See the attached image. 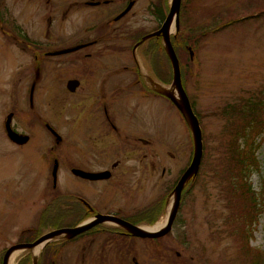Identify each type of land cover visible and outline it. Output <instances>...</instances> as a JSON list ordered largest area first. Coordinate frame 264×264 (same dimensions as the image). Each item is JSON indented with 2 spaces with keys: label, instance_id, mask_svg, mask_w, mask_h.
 <instances>
[{
  "label": "rangeland",
  "instance_id": "obj_1",
  "mask_svg": "<svg viewBox=\"0 0 264 264\" xmlns=\"http://www.w3.org/2000/svg\"><path fill=\"white\" fill-rule=\"evenodd\" d=\"M170 3L171 0H138L132 17L128 19L130 26L151 29L152 25L147 23L150 11L153 12L151 6L158 9L166 5L170 8ZM183 3L188 10L184 26L182 28L180 23L177 34H185L188 24L195 25V32L202 33L220 24L238 22L222 31L209 32L204 42L197 45L193 60L191 55L183 52L178 57L182 71L185 70L183 66L189 63L192 73H188L185 78L186 93L200 119L203 132L204 156L199 183L187 190L190 195L184 202L171 235L157 242L132 243L127 249L121 244L117 245L114 264H135V261L138 264H249L244 255L248 242L240 237L235 225L240 213L236 212L228 195L229 179L224 151L230 138L226 127L234 120L225 117L222 110L227 105H240L242 101L252 99L260 90H264V16L257 21L248 19L254 13L262 14L264 0H182L181 9ZM81 20L82 13L74 14L71 28L80 27ZM18 59L19 55L6 51L0 34V264H3L4 254L10 247L30 240L39 232L52 231L54 220L65 218L64 223H70L67 222L70 214L64 209L44 211L43 208L51 196V190L43 191L45 184L48 187L50 182L49 169L40 160L41 151L48 148L47 139L50 142L43 126L45 121L63 130V135L67 137L62 146L63 152L59 153L61 159H66L71 151L74 157L77 153L78 158H82L86 147L92 146L86 139L75 141L70 135L72 125L69 114L72 115V111L62 114V109H54L50 100H45L43 109L38 99L36 111L26 109L25 104L28 105V102L24 104L20 96L19 79L29 74V69L25 70L24 63ZM72 73L74 70H70V76ZM61 101L64 106L69 103L70 107L82 105V98ZM157 106V102L148 105L139 103L137 113L128 109L123 111L125 118L136 122V137L147 139L150 146L138 142L134 146L119 147L118 152H115V136L108 134L106 137V167L114 170L120 180L119 185H108L117 187L106 194L107 205L111 204L113 208L126 204L143 208L155 202L170 187L172 191L169 189L166 199L169 202L174 195V182L183 175L181 172L192 160L194 141L187 121L174 105H165L164 109H158ZM11 112L14 113L13 126L20 133L25 132L23 134L32 130L35 139L42 141L41 151L40 143L35 139L24 148H16L8 140L2 124ZM28 113H37L41 117L32 129L29 128L32 115ZM73 114L75 118L81 116L80 112L73 111ZM125 118H121L122 127L129 122ZM78 119L83 124L82 117ZM40 122H43L42 128ZM127 126L132 128L131 125ZM79 132L82 130L79 129ZM79 132L75 128V137ZM76 143L80 145L77 147ZM258 154L261 166L250 179L255 192H259L264 185V141ZM163 182L169 185H163ZM85 186L83 181L69 172L62 171L59 176L58 189L64 193L70 189L76 192L75 188ZM44 215L50 219L44 220ZM162 219L160 217L151 226L157 224V227ZM249 234L246 232L247 237ZM250 243L253 248L264 251V213L259 218ZM46 247L42 250L43 264H99L95 258L84 261L75 254L69 256V247L62 249L60 255L52 257L53 249ZM121 251L127 252L122 263L119 259ZM132 254L135 259H131ZM32 258L31 252L22 251L16 254L11 264H33Z\"/></svg>",
  "mask_w": 264,
  "mask_h": 264
},
{
  "label": "flooded vegetation",
  "instance_id": "obj_2",
  "mask_svg": "<svg viewBox=\"0 0 264 264\" xmlns=\"http://www.w3.org/2000/svg\"><path fill=\"white\" fill-rule=\"evenodd\" d=\"M131 2L135 3L133 8L120 17ZM137 2L138 0H0V34L3 36V45L8 53L13 51L15 56L19 55L18 60L24 63L25 70L29 69V74L19 79L20 96L24 99V104L25 101L28 102V105L25 104L26 109L36 111L38 99L43 109L45 100H50L54 109H62V114L72 111V115L69 114L72 125L70 135L75 141L84 138L92 143V146L86 147L82 158H78L76 152L74 157L71 151L66 159H61L59 153L63 152L62 146L67 139L63 130L47 121L44 125L40 122V127L44 126L50 138V142L47 139L48 148L41 151L42 141L35 139L32 130L26 132L29 135L20 133L12 123L14 131L29 137L26 143L17 144L7 135L6 120L2 124L5 135L16 148H24L34 139L40 143V160H43L49 169L50 180L48 187L45 184L43 191L51 190V196L43 206L45 210H42H58L59 202L64 201L61 209L70 214V228L85 223L90 225L101 220V216L117 218L134 226H149L148 221L152 220L155 214H150L146 221L140 217V213L161 200L170 189L167 188L155 202L143 208L128 204L116 205L118 208H113L111 204L107 205L106 201L108 190L117 188L108 185L120 183L114 170L106 167L107 151L104 147L107 135L115 136V152H118L119 147L134 146L138 142L147 147L151 144L143 137H136V122L125 118L123 111L128 109L137 113L139 103L148 105L157 102L158 109H164L165 105L171 106L170 99L160 91L169 87L170 79L171 60L164 47V38L161 35L145 39L161 29L166 16L162 19L161 13L153 7L154 10L150 11L147 21L152 25L151 29L146 26L133 28L128 19L132 17ZM78 13H82V25L71 28L72 18ZM176 35L177 33L171 40L175 39ZM70 70H74L71 76ZM71 81H76L74 89L69 87ZM70 98H82V105L70 107L69 103L64 106L61 100ZM73 111L81 113L79 117H82L83 124L79 123V117L75 118ZM11 114L14 117V113H9ZM38 118L41 120L37 113L32 115L29 128H33ZM121 118L129 120L127 125L132 128L127 125L122 127ZM56 120L58 121V118ZM75 128L78 132L79 129L82 130L76 137ZM79 145L80 143H76L77 147ZM55 162L58 163L56 185L53 175ZM62 171L69 172L86 186L75 188L76 192L73 189L66 193L60 191L58 183ZM75 171L105 177L84 178ZM178 180L174 182V186ZM163 185L169 184L163 182ZM167 205L166 201L164 215L167 213ZM182 207L183 201L172 230L164 237L139 238L118 224L103 222L76 237L53 241L54 244L50 243L46 249H53V257L69 247V256L75 254L84 261L95 258L99 260V264H114L117 245L121 244L127 249L132 243L157 242L171 235ZM36 230L38 231V226ZM40 236L42 234H35L24 243H33ZM43 253L39 257V264L44 263ZM124 256L127 257V252L121 251V263ZM130 257L136 258L133 254ZM135 264L138 262L135 261Z\"/></svg>",
  "mask_w": 264,
  "mask_h": 264
},
{
  "label": "trees",
  "instance_id": "obj_3",
  "mask_svg": "<svg viewBox=\"0 0 264 264\" xmlns=\"http://www.w3.org/2000/svg\"><path fill=\"white\" fill-rule=\"evenodd\" d=\"M167 7L165 5L164 7L162 6V8H156L157 11L161 13L162 19H164L166 16ZM151 9L152 11L154 10L153 7H151ZM187 10V5H184L183 3L180 15L182 28L185 23V14ZM261 13L262 14L260 15L258 13H254V15L248 19L255 21L260 20L264 16V10H262ZM211 17L214 18L216 16ZM241 22H244V20ZM237 23L238 22L232 21L222 25L220 24L214 26L213 28H208L202 33L195 32L196 26L188 24L185 34L183 33L184 36L180 32L172 41V43L175 45V51L178 57L182 52L189 54L188 48L191 46L196 53V48L201 45L202 42H204V39L207 38L209 32H219L228 28L229 25L234 26ZM183 44L186 45V48L183 47ZM188 64L185 67L183 66V70H185L182 71L184 87L187 74L192 73ZM169 72L170 79L168 80V84H171L172 67L170 63ZM222 114L225 117L234 120L230 126L227 125L226 127V131L229 133L230 138L226 142L224 155L227 160L226 173L229 179L228 195L230 194L231 196V201L235 205L236 212L240 213L238 220L235 221L237 223L235 224L237 227L236 230L238 231L240 237L248 242V244L246 243L248 248L246 249V254H244L246 256V261H249V264H264V251L253 248L250 243L259 218L264 213V185H262V188L259 192H255L253 185L250 182L253 172L258 171L261 166L258 152L261 149L262 142L264 141V90H260V92H258V94L252 99L242 101L240 105H227L222 110ZM183 172L184 170L181 173ZM199 179L200 174L194 181L193 185L199 183ZM172 187L174 188V185ZM170 190L172 191V189ZM187 190L188 189L186 188L184 192L183 204L186 198L190 195V192H187ZM168 194L169 193L163 196L161 200L153 203L149 209L142 211L140 213V217L147 221L150 217L149 215L153 213L155 214V217L152 220H149L148 223L151 225L155 224L163 214ZM63 203L64 201L59 202L58 210L62 208L61 206ZM158 206H160L159 209L157 208ZM43 217L44 220L49 218L45 217V215ZM63 220H65V218L54 220L55 224L53 227L64 228V226H70V223H67L66 225ZM69 221L70 219L67 220V222ZM246 232L250 233L248 237ZM57 252L58 250H56V254ZM21 263L22 262H20V264Z\"/></svg>",
  "mask_w": 264,
  "mask_h": 264
},
{
  "label": "water",
  "instance_id": "obj_4",
  "mask_svg": "<svg viewBox=\"0 0 264 264\" xmlns=\"http://www.w3.org/2000/svg\"><path fill=\"white\" fill-rule=\"evenodd\" d=\"M134 4H135L134 2H131L128 8L125 10V12L120 17H123L124 15H126L133 8ZM181 5H182V0H171L169 13L161 29L157 31L156 33L149 35L145 38V39H148L152 36H161V35L164 38V46L171 59L173 72H174V80H173L171 87L176 89L177 97L175 95H171L164 91H162V93H164V95L171 100V102L176 106V108L180 111V113L186 119L189 125V128L191 130L193 141H194L193 158H192V161L189 167L186 169V171L184 172L177 186L174 189V192H173L174 204H173V208L169 215L166 225L160 230L146 231L141 227L134 226L123 220L113 218L110 216H101V220L96 221L90 225H87L85 223L75 228H63V229L54 230V231L44 234L43 236H41L39 239H37L33 243H22V244H17L15 246H12L5 253L3 257V264H8L9 256L12 255L13 252L26 251V250L33 251L34 249L41 250L49 242L53 241L54 239L76 237L86 232L87 230L92 228L94 225L103 223V222H111V223L118 224L126 228L134 236H137L139 238H144V239L160 238V237L167 235L171 231L172 225L174 223V220L180 208L183 190L185 186L187 185V183L192 179V177L196 176L199 173L202 160H203V156H204L203 132L200 126V121L198 117L196 116V114L194 113L190 99L183 87L182 80H181L179 60H178V57L175 53L174 47L171 42V34H173L174 28L176 32L180 30ZM75 84H76V81H71L69 84L70 89H74ZM12 118H13V115L12 114L9 115L5 123L8 137L10 138L11 141L17 144L26 143L29 140V137L22 136L12 129ZM57 171H58V163L55 162V167H54V172H53L55 185L57 183ZM75 172L84 178L96 179V177H105V176H96L92 174H85L81 171H75ZM33 259H34V264H37L38 255H34Z\"/></svg>",
  "mask_w": 264,
  "mask_h": 264
},
{
  "label": "bare ground",
  "instance_id": "obj_5",
  "mask_svg": "<svg viewBox=\"0 0 264 264\" xmlns=\"http://www.w3.org/2000/svg\"><path fill=\"white\" fill-rule=\"evenodd\" d=\"M172 31H173V29H172ZM160 91H161V92H162V91L167 92V93H169V94H171V95H175V96L177 97V91H176V89L173 88V87H170V88H168V89H160ZM189 183H190V181L188 182V184H189ZM188 184L185 186V188H184L183 191L186 190ZM195 186H196V185H195ZM173 204H174V195L171 196V198H170V200H169V202H168V205H167V213H166L165 215H163V217H161V218H163V219H162V221L160 222V224H159L157 227H154V228H152V229L144 228V230H146V231H149V230L154 231V230H158V228L161 229L164 225H166V223H167V221H168V218H169V215H170V213H171V211H172ZM183 206H184V204H183ZM182 209H183V207H182ZM39 251H40V249H34V253H35V255H38ZM19 252H22V251H16V252L12 253V255L9 256L8 264H11V263H12V260L14 259V257L16 256V254L19 253Z\"/></svg>",
  "mask_w": 264,
  "mask_h": 264
}]
</instances>
